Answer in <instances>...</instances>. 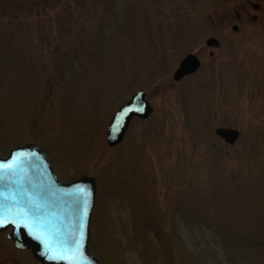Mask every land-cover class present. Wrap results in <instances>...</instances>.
Segmentation results:
<instances>
[{
  "label": "rangeland",
  "instance_id": "1",
  "mask_svg": "<svg viewBox=\"0 0 264 264\" xmlns=\"http://www.w3.org/2000/svg\"><path fill=\"white\" fill-rule=\"evenodd\" d=\"M252 1L263 8L0 0V156L35 142L62 181L96 178L102 264H264V0ZM189 53L200 69L174 81ZM141 89L153 114L108 147L114 111ZM220 127L241 136L226 143Z\"/></svg>",
  "mask_w": 264,
  "mask_h": 264
},
{
  "label": "water",
  "instance_id": "2",
  "mask_svg": "<svg viewBox=\"0 0 264 264\" xmlns=\"http://www.w3.org/2000/svg\"><path fill=\"white\" fill-rule=\"evenodd\" d=\"M217 43L215 39L208 40V44ZM201 65L200 59L195 54L187 55L180 63L174 73V79L196 72ZM153 108L145 99V92L137 93L131 101L122 106L116 113L109 125L107 142L110 146L120 143L128 126L134 116L146 118ZM224 140L234 143L240 132L236 129L221 128L217 130ZM14 158H16L14 160ZM20 162V166L14 173L5 175L0 179V200L17 195L18 199L27 200L31 198L43 206V213L33 227L31 216L17 219L13 214L9 223L0 225V231L11 227L10 237L19 247L30 248L37 259L44 264H68L67 261L50 260L45 243L36 238V234H48L55 244H63L65 241L75 238L80 240L82 259L80 264H101L100 260L90 253V229L91 218L96 199L95 178L82 176L72 182H63L55 173L51 161L36 143H26L14 147L5 158L0 157V163ZM77 188L86 192V209L83 205L77 208L75 202L70 198ZM26 194V195H25ZM83 210V224L81 226L80 213ZM11 219H17V223H11ZM27 225V226H26Z\"/></svg>",
  "mask_w": 264,
  "mask_h": 264
},
{
  "label": "snow or ice",
  "instance_id": "3",
  "mask_svg": "<svg viewBox=\"0 0 264 264\" xmlns=\"http://www.w3.org/2000/svg\"><path fill=\"white\" fill-rule=\"evenodd\" d=\"M16 158H14L15 160ZM20 166V162L16 160L15 163H0V179L5 175L12 174ZM26 195V194H25ZM2 196V193H0ZM76 204L77 208L83 205L86 209V192L82 188H77L70 197ZM43 213V206L31 198L27 200L18 199L17 195H11L9 198L0 200V225L9 223V218L15 214L17 219H24L29 216L33 218V227L37 226L41 215ZM17 219H11V223L16 224ZM81 226L83 224V210L80 213ZM27 226V225H26ZM37 239L42 240L48 250V258L50 260L67 261L68 264H80L82 259L80 240L72 238L65 241L63 244H55L53 239L48 237V234H36Z\"/></svg>",
  "mask_w": 264,
  "mask_h": 264
},
{
  "label": "flooded vegetation",
  "instance_id": "4",
  "mask_svg": "<svg viewBox=\"0 0 264 264\" xmlns=\"http://www.w3.org/2000/svg\"><path fill=\"white\" fill-rule=\"evenodd\" d=\"M247 3L255 11H260L263 8V1L254 3L252 0H248ZM245 13L248 14L250 16V19L254 21L258 18L257 14H252L251 11H247ZM237 17L241 20L242 14L237 13ZM8 234V231L0 233V244H2V247H5V249H2V251L0 252V264H42L34 258L33 254L29 249L17 247L10 240Z\"/></svg>",
  "mask_w": 264,
  "mask_h": 264
}]
</instances>
